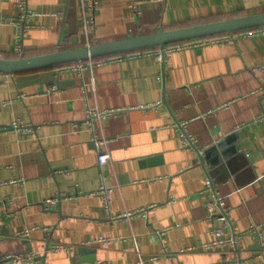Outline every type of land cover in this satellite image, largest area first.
Here are the masks:
<instances>
[{
	"label": "crops",
	"instance_id": "obj_1",
	"mask_svg": "<svg viewBox=\"0 0 264 264\" xmlns=\"http://www.w3.org/2000/svg\"><path fill=\"white\" fill-rule=\"evenodd\" d=\"M19 1L0 0L2 59L264 12V0H93L94 10L89 0H29L20 45ZM153 51L83 74H0L2 264H26L6 261L23 253L38 254L29 264H264V34ZM90 111L103 115L88 122ZM15 122L35 132L2 129ZM181 124L195 146L183 147ZM94 132L107 141L103 169ZM209 149L205 168L199 154ZM208 175L231 211L225 233L241 234L238 258L206 248L216 238ZM51 198L61 201L47 211ZM256 225L260 237L249 232Z\"/></svg>",
	"mask_w": 264,
	"mask_h": 264
},
{
	"label": "built area",
	"instance_id": "obj_2",
	"mask_svg": "<svg viewBox=\"0 0 264 264\" xmlns=\"http://www.w3.org/2000/svg\"><path fill=\"white\" fill-rule=\"evenodd\" d=\"M28 1L29 0H20L18 2V7L21 8V16L19 17L18 20H16V24L19 26L20 28V33L18 35V39L21 45V38H23L24 33L26 32V28L28 26V24H26V21L28 19L31 18L32 16V12L30 11L29 7H28ZM89 3L91 5V8L94 10L97 5L96 2L93 0H89ZM132 7L135 10V13L139 14V10H138V4L137 1H133L132 3ZM259 33H263L264 34V27H261L257 30H250V31H241V32H233L230 34H225V35H219L216 36L215 38H202L199 39L197 41H192V42H188V43H184L182 45H175V46H166L163 50L158 49L155 50L153 52H155L157 55H159L160 57H164L165 56V52L169 51V50H173V49H179L182 48V46H199V44H209V43H229L232 40L236 39V38H242V37H250L251 35L254 34H259ZM19 51H21V48L19 47ZM131 54V53H130ZM130 54H126V55H122V56H113V57H118V58H124L127 55ZM113 57H106L103 59H90V60H86V61H79L78 63H75L73 65H66V66H61L60 71H73L76 72L78 74H83L85 71L87 70H92L97 64H103L107 61H110V59H113ZM57 89V86H54L52 89H50V91H54ZM103 115V113H101L100 111H90L89 115H88V122H92V120L94 118H97L98 116ZM264 119V116H263ZM180 126V140L183 143V147L185 148H191L193 146H195V141L192 140L191 136L188 135L185 131V124H181ZM4 130H16L24 135H28V134H33L35 132V128H33L32 126H27L24 125L20 122H15L14 124L11 125V127H4L2 128ZM92 142L93 144H95L96 148H97V161L98 164L100 166L101 169H103L106 165H108L111 160H110V155L109 153L104 150V147L107 145V141L102 138L100 135H98L97 133L94 132L93 134V138H92ZM103 195L104 197V208L105 210L108 212L110 209V203L112 200V193H113V188L110 187L109 185H107L104 180L100 186L99 192L98 194ZM203 193H208L210 195V198L206 201V207L207 210H209V220L214 224V235H215V241H213L212 243H209L208 245H206L207 249L210 248H221L222 246L224 247H228L230 250H232V252L234 253V257L238 258L240 251H241V234H236L235 232L231 233V234H226L225 233V229L226 228H234L233 226V221L231 219V211L230 209L225 205L223 199L221 197H219V193L216 190L215 187V183L213 178L208 175L206 177V184L205 187L203 189ZM61 199L59 198H51L48 199L45 203V209L48 211L50 210L51 206L55 203L60 202ZM130 215V214H129ZM220 223V225H215V223ZM254 236H258L260 237V226L256 225L254 227H252V229H250V231ZM155 234L161 239L163 240L165 231L162 230H156ZM21 236H28L29 232H23L21 234H19ZM105 242L107 241V239L101 237L99 242ZM53 248L55 249H66L63 248V246L60 245H54ZM39 256L37 253H23V254H14V255H9L7 256L6 259L10 260V262L14 263V262H23L26 264L32 263V261H34L35 259H37ZM232 261V264H240V262L237 261ZM102 263V262H101ZM99 263V264H101ZM142 264H145L142 262Z\"/></svg>",
	"mask_w": 264,
	"mask_h": 264
},
{
	"label": "water",
	"instance_id": "obj_3",
	"mask_svg": "<svg viewBox=\"0 0 264 264\" xmlns=\"http://www.w3.org/2000/svg\"><path fill=\"white\" fill-rule=\"evenodd\" d=\"M258 27H264V12L195 26L181 27L180 29L168 30L160 28L157 32L145 35H136L109 42H95V44L72 49H61L43 55L21 56L9 59L0 58V74L27 73V71L43 70L44 68H52L61 64L78 63L79 61L117 54H130V52L152 48L163 50L169 44L199 40L200 38L216 36L217 34H230ZM215 151L216 149H209L204 154H199L200 165L206 168ZM219 161H221L220 158L214 162L218 163ZM6 261L10 262L8 259ZM0 264H2L1 260Z\"/></svg>",
	"mask_w": 264,
	"mask_h": 264
},
{
	"label": "trees",
	"instance_id": "obj_4",
	"mask_svg": "<svg viewBox=\"0 0 264 264\" xmlns=\"http://www.w3.org/2000/svg\"><path fill=\"white\" fill-rule=\"evenodd\" d=\"M259 28H261V27L251 28L250 30H257ZM250 30H243V31H250ZM236 32H241V31H236ZM219 35H225V34H217L216 36H219ZM216 36H210V37H206V38H215ZM200 39H202V38H200ZM192 41H197V40L182 41V43L169 44L168 46L182 45L184 43H188V42H192ZM158 49L159 48H152V49H147V50H142V51H135V52H130V53H145L147 51L158 50ZM122 55H126V54H117V55H113V56H122ZM113 56H107V57H113ZM103 58H106V57H97L96 59H103ZM73 64H75V63L61 64L60 66H55V67H52V68H61V66L73 65Z\"/></svg>",
	"mask_w": 264,
	"mask_h": 264
}]
</instances>
